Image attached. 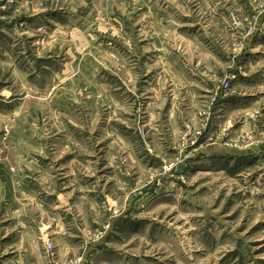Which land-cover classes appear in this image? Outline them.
I'll use <instances>...</instances> for the list:
<instances>
[{
  "label": "rangeland",
  "instance_id": "374dc122",
  "mask_svg": "<svg viewBox=\"0 0 264 264\" xmlns=\"http://www.w3.org/2000/svg\"><path fill=\"white\" fill-rule=\"evenodd\" d=\"M10 130L77 206L29 178L0 264H264V0H0Z\"/></svg>",
  "mask_w": 264,
  "mask_h": 264
},
{
  "label": "crops",
  "instance_id": "0c3cea01",
  "mask_svg": "<svg viewBox=\"0 0 264 264\" xmlns=\"http://www.w3.org/2000/svg\"><path fill=\"white\" fill-rule=\"evenodd\" d=\"M63 83H65V81H63ZM61 86L62 82L58 87ZM66 124L67 123L64 122H54L53 127L57 126V128L59 129L58 132H65L67 128ZM9 133L7 134L6 140L0 142H5L9 146L8 147L6 145V158L5 161L0 164V235H2L3 233L5 234V232L9 230L8 226H2L4 222L11 220L10 225L17 226L18 224H22V222L24 221V211L27 210V204L25 202L30 200L29 197H31L30 195H28V193H30V191H28V184L30 183L29 178L31 177H34V180L36 181V185L38 187V197L41 193L47 194L48 192V195H53V197L56 198V203L60 205H56L54 207L50 206V208L54 210L52 211L46 209V207L44 206L46 204L41 199L37 198L35 200L37 201L38 206H43L45 212H48V215L53 216L55 221H57V217L59 216V214L55 212L56 210L70 208L71 205L77 206L76 204H72L69 199H66V195H68L67 193L62 192L67 189V187L62 188V185H65L66 181H62L63 178L60 181V179L56 177L57 175H52L53 171L48 164L47 166L49 167L47 169L44 167V163H39L42 159H45V156L46 158H48L49 154H51L50 152H46L47 144L45 143L44 139L36 135H32L31 138L25 135L26 137L18 139V137H14V135H12L11 130L9 131ZM36 133L37 135H40L38 132ZM58 134L59 136L54 135L52 137H48L51 138V140L48 141V145L55 146L54 153L56 152V149L59 148L65 150L68 147L66 145H69L71 137L66 134ZM8 137L12 138L8 139ZM70 154L72 153H64L62 157L66 158L67 156H71ZM78 156H81V154L79 153ZM75 159L76 157L71 158L70 160L74 161ZM76 171L80 173L81 170L70 169V171L63 173L64 178H67V176L70 174L74 176ZM132 202H135V198H133V200L128 205L129 208L130 206H135V204L132 205ZM65 212L66 209L63 214H65ZM27 213H31V210H29ZM115 218L116 217H110L109 220H113ZM35 222L37 224L39 223L38 221ZM47 228H49V225L47 226ZM6 234L5 237L7 236Z\"/></svg>",
  "mask_w": 264,
  "mask_h": 264
},
{
  "label": "built area",
  "instance_id": "2783aa9c",
  "mask_svg": "<svg viewBox=\"0 0 264 264\" xmlns=\"http://www.w3.org/2000/svg\"><path fill=\"white\" fill-rule=\"evenodd\" d=\"M4 157H5V151H4L3 147L0 146V162L3 161ZM47 248L49 250H51L53 248L52 243H50L49 241H47Z\"/></svg>",
  "mask_w": 264,
  "mask_h": 264
}]
</instances>
